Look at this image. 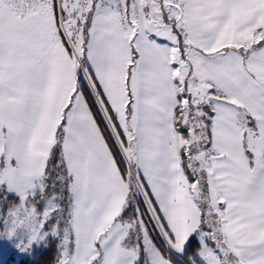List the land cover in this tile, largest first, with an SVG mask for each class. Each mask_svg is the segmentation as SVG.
I'll list each match as a JSON object with an SVG mask.
<instances>
[{"label":"snow or ice","instance_id":"snow-or-ice-1","mask_svg":"<svg viewBox=\"0 0 264 264\" xmlns=\"http://www.w3.org/2000/svg\"><path fill=\"white\" fill-rule=\"evenodd\" d=\"M0 239L264 264V0H0Z\"/></svg>","mask_w":264,"mask_h":264},{"label":"trees","instance_id":"trees-1","mask_svg":"<svg viewBox=\"0 0 264 264\" xmlns=\"http://www.w3.org/2000/svg\"><path fill=\"white\" fill-rule=\"evenodd\" d=\"M155 235V233H153ZM57 251L49 244L47 247H40L31 256L22 258H9L0 264H56Z\"/></svg>","mask_w":264,"mask_h":264},{"label":"rangeland","instance_id":"rangeland-1","mask_svg":"<svg viewBox=\"0 0 264 264\" xmlns=\"http://www.w3.org/2000/svg\"><path fill=\"white\" fill-rule=\"evenodd\" d=\"M33 253L34 251L29 253H22L10 242H5L3 239H0V263L11 257L18 259L26 256H31Z\"/></svg>","mask_w":264,"mask_h":264}]
</instances>
